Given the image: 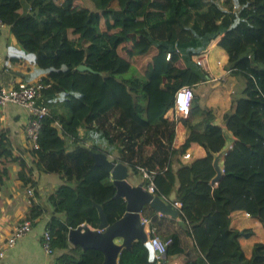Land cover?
Listing matches in <instances>:
<instances>
[{"label": "trees", "instance_id": "1", "mask_svg": "<svg viewBox=\"0 0 264 264\" xmlns=\"http://www.w3.org/2000/svg\"><path fill=\"white\" fill-rule=\"evenodd\" d=\"M0 21L22 47L9 46L10 61L25 59L45 75L39 104L51 113L34 154L39 170L63 181L50 196L47 225L58 264H88L87 251L72 245L69 233L83 224L98 228L95 202L110 224L127 211L94 154L113 155L132 175L164 170L176 129L165 116L177 89L197 74L193 57L218 38L232 73L246 80L235 110L223 118L238 140L224 160L223 178L212 185L213 154L226 143L223 130L213 111L195 101L184 125L188 140L208 154L177 169L176 201L189 228L149 205L142 215L158 236L172 240L167 257L183 255L191 264H264V243H255L248 258L240 239L251 238L253 230L231 225V215L243 211L264 227V0H0ZM161 52L171 58L157 72ZM80 65L95 72L79 71ZM57 121L70 143L58 140ZM19 162L25 184L33 185V169L25 172V160ZM46 212L33 204L28 217ZM145 248L136 241L122 264H138Z\"/></svg>", "mask_w": 264, "mask_h": 264}, {"label": "crops", "instance_id": "2", "mask_svg": "<svg viewBox=\"0 0 264 264\" xmlns=\"http://www.w3.org/2000/svg\"><path fill=\"white\" fill-rule=\"evenodd\" d=\"M214 43L215 45L212 42L206 50L210 53L208 68L210 69L209 73L213 81L208 83L197 95L195 101L199 102L201 107L213 111L215 115L214 123L216 125L218 123L225 125L223 120L224 115L235 110L238 99L233 100L232 98V95L236 92L234 78L237 75L227 73L230 69L228 55L219 46V39L214 40ZM9 46L22 50L20 43L15 40L9 27L0 25V57L2 59V64L0 65V86H10L18 82H35L45 76L39 73L37 65L31 64L25 59L12 63L9 56ZM183 60L186 61L185 58ZM203 71L205 72L201 67H198L196 75L203 76ZM228 82H232L231 87H227L226 84ZM165 118L176 122L172 142L173 156L169 165L158 174L157 179L160 190L159 195L165 197L170 202H174L176 201L177 189L179 187V182L177 183L176 179L178 167L206 157L208 150L188 140L187 130L184 125V120L188 117H183L175 108H172L167 112ZM27 123L28 111L22 106L7 104L0 108V245L3 244L15 226L29 216L31 211L27 195V187L30 185H26L20 175L22 167L19 160H25L27 166L25 172L29 168L33 169L32 178L34 184L32 186L35 189L34 204H38L41 208L47 210V212L35 220V228L32 232L23 237L15 247L6 252L4 258L0 259V264H55L56 255L49 256L42 247V233L47 228L52 216L50 196L61 186L63 181L59 175L45 173L37 168V157L25 135ZM68 137L70 136H66L63 133H60L58 136L59 141L66 139L67 143H70L72 139ZM59 141L53 143L52 146L61 145ZM186 152L191 154L190 159L184 158ZM109 157L113 158V155ZM221 165L222 167L224 166L223 161ZM128 181L133 186H136L140 184L144 185L145 179L141 175H132L130 172ZM36 190L38 194H36ZM140 218H144L142 213L140 214ZM231 225L238 230L246 228L253 230L251 238L240 239L245 255L248 258L251 257L254 244L257 242L264 243V227L262 223L258 218H254L246 212L236 211L231 215ZM149 231V224L143 225L141 232L146 238L149 236ZM135 242H133L130 248L124 246L120 250L116 264H122V254L125 251L132 252ZM117 243L122 244L123 238H119ZM140 243L145 248V245L142 242ZM101 254L102 262L100 264H103L105 262V255L102 252ZM145 258L149 259V250L147 249L146 252L142 253L138 264H145ZM157 259L156 256L155 261ZM166 264L191 263L185 256L180 255L167 257Z\"/></svg>", "mask_w": 264, "mask_h": 264}, {"label": "water", "instance_id": "3", "mask_svg": "<svg viewBox=\"0 0 264 264\" xmlns=\"http://www.w3.org/2000/svg\"><path fill=\"white\" fill-rule=\"evenodd\" d=\"M78 70L95 72L85 65H80ZM218 125L223 130L226 143L220 152L213 154L215 176L211 181L212 185L218 184L223 178L225 170L221 162H224L229 151L238 141L226 125L221 123H218ZM94 156L96 158V165L110 172L117 190L115 197H122L127 201V211L120 220L114 224H110L103 206L95 202L94 206L98 210L100 219L98 228L93 229L90 225L83 224L76 229L70 230V243L75 246L79 245L83 250H99L105 255V262L103 264H116L118 253L121 250L117 240L123 238L124 246L127 248L131 247L133 241L138 240L149 250V262H155L156 254L148 241L149 236L146 238L141 232L143 225H145L140 218L144 206L149 205L156 213L180 220V224L184 228H189L187 222L181 220L180 210L173 205V202L165 200L160 195L151 194L143 184L133 186L128 181L130 170L126 164L110 158L103 152H97ZM161 259L162 261L159 264H166L167 256L163 255Z\"/></svg>", "mask_w": 264, "mask_h": 264}, {"label": "built area", "instance_id": "4", "mask_svg": "<svg viewBox=\"0 0 264 264\" xmlns=\"http://www.w3.org/2000/svg\"><path fill=\"white\" fill-rule=\"evenodd\" d=\"M0 25H4L0 21ZM209 51H204L202 54L194 56V62L198 67H201L203 76L195 75L191 78L190 82L179 87L175 93V108L183 117H188L193 103L196 100L197 95L207 86L208 83L212 82L213 79L210 77L209 65ZM171 53H167L166 60L169 61ZM2 59L0 57V65ZM227 73H232L230 68ZM47 86L43 83L42 78L35 82H18L13 83L10 86H0V108L7 104H15L22 106L28 111V123L25 127V135L28 138L30 146L33 150L39 148L38 138L43 122L46 117L50 116V108L46 105L39 104V100L42 99L44 90ZM59 133H62V125L60 122L55 123ZM172 151V148H171ZM185 159H190L191 154L186 152L184 154ZM143 178L148 181L145 185L146 189L153 195H159V185L157 182L158 174L160 172H148L141 169ZM28 205L32 206L35 203V189L34 186L30 185L27 187ZM163 197V196H162ZM165 199V197H163ZM167 200V199H165ZM173 205L180 210L182 204L178 201H174ZM143 224H149V220L143 218ZM35 220L26 217L24 218L15 228L12 230L10 235L6 238L2 245H0V259L4 258L6 252L11 248L15 247L23 237L32 232L35 228ZM52 234L48 228L42 233V247L46 254L54 256L55 251L52 246ZM148 241L152 245L154 252L158 259L166 254L168 246L172 243L170 238L164 239L156 234L155 228H150ZM55 264H58L55 259Z\"/></svg>", "mask_w": 264, "mask_h": 264}, {"label": "rangeland", "instance_id": "5", "mask_svg": "<svg viewBox=\"0 0 264 264\" xmlns=\"http://www.w3.org/2000/svg\"><path fill=\"white\" fill-rule=\"evenodd\" d=\"M87 3H88V5L91 7V8H93V4L91 3V2H89V1H87ZM235 4H237V3H235ZM236 10H239V7H237L236 8ZM129 27H132V25H128ZM219 39V38H218ZM217 40V39H216ZM213 45H215V43H214V41H213ZM216 49V48H215ZM159 57H160V62H159V64H158V71L157 72H159V69L160 68H163V66H164V64H165V62H166V60H165V56H164V53L163 52H161L160 53V55H159ZM192 65V64H191ZM130 75H131V73H129V74H127L126 75V77H130ZM137 75V74H136ZM233 80V79H232ZM234 82H235V84H236V86H235V89H236V92L232 95V98H233V100H235V99H237V98H239V97H241V96H243V90H244V88H245V84H246V80H245V78L242 76V75H237L235 78H234ZM227 87H231L232 86V82H228L227 84ZM58 140H59V138H58ZM157 181H158V179H157ZM159 184V183H158ZM91 227V226H90ZM136 241V240H135ZM135 241H133V242H135ZM133 242H132V244H133ZM86 251V250H85ZM97 251L96 250H87V257H86V261H88V264H100L102 261H101V259H102V255H98L97 253H96ZM89 257L91 258V259H89ZM91 260V261H90ZM90 261V262H89Z\"/></svg>", "mask_w": 264, "mask_h": 264}, {"label": "bare ground", "instance_id": "6", "mask_svg": "<svg viewBox=\"0 0 264 264\" xmlns=\"http://www.w3.org/2000/svg\"><path fill=\"white\" fill-rule=\"evenodd\" d=\"M115 244H117V243H115ZM124 243H122V244H120L119 246H120V248L122 249L123 247H124Z\"/></svg>", "mask_w": 264, "mask_h": 264}]
</instances>
